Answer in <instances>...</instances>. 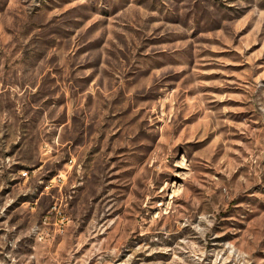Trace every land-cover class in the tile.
Wrapping results in <instances>:
<instances>
[{
    "label": "rangeland",
    "instance_id": "374dc122",
    "mask_svg": "<svg viewBox=\"0 0 264 264\" xmlns=\"http://www.w3.org/2000/svg\"><path fill=\"white\" fill-rule=\"evenodd\" d=\"M0 264H264V0H0Z\"/></svg>",
    "mask_w": 264,
    "mask_h": 264
},
{
    "label": "bare ground",
    "instance_id": "6f19581e",
    "mask_svg": "<svg viewBox=\"0 0 264 264\" xmlns=\"http://www.w3.org/2000/svg\"><path fill=\"white\" fill-rule=\"evenodd\" d=\"M184 158H185V157H184ZM184 158H183V159H184Z\"/></svg>",
    "mask_w": 264,
    "mask_h": 264
}]
</instances>
